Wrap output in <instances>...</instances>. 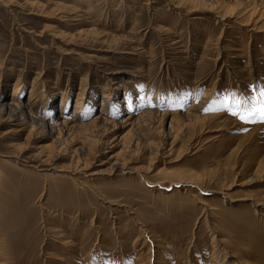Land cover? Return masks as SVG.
<instances>
[{
    "label": "rangeland",
    "instance_id": "374dc122",
    "mask_svg": "<svg viewBox=\"0 0 264 264\" xmlns=\"http://www.w3.org/2000/svg\"><path fill=\"white\" fill-rule=\"evenodd\" d=\"M249 16L220 20L186 0H0L5 102L15 87L25 102L35 89L39 109L54 94L44 110L67 94L71 111L53 116L62 121L95 90L97 113L78 117L86 133L102 90L115 102L132 88L153 103L187 97L142 141L93 132L83 170L43 152L49 138L22 150L28 132L0 123V264H264V14ZM113 156L130 160L123 171L106 170Z\"/></svg>",
    "mask_w": 264,
    "mask_h": 264
},
{
    "label": "bare ground",
    "instance_id": "6f19581e",
    "mask_svg": "<svg viewBox=\"0 0 264 264\" xmlns=\"http://www.w3.org/2000/svg\"><path fill=\"white\" fill-rule=\"evenodd\" d=\"M229 1L231 2H228L227 0H186V3L187 5L194 7V11H196L197 9L213 11L220 20H225V21H227L229 17H232L234 15L238 16V14H240L241 12H243V14L247 12L249 13L250 16L244 21L248 24L250 22L254 24L264 14V4L260 5L258 3L259 0H247L250 3V5H248L247 7L243 6V9L240 8V5L243 2L242 0H229ZM232 4H235L236 6L235 5L233 6ZM257 9H259V11H262L260 17H258L259 16L258 14H257L258 16L254 15L252 17L251 15L255 14L257 12ZM14 89L15 90L13 93L12 100L9 103L5 102V97H6L5 94L0 95V123L3 125L5 124L7 125V123L8 124L15 123L17 126L20 127V129L16 131L17 135H21L25 130L28 132V134L26 135L27 137L25 139L26 146L23 147L22 149L24 151L25 149L27 150V146L30 145L31 139H34L35 136H37V138L43 137L46 139L47 138L51 139V144L50 145L47 144L48 146L46 145L42 146L41 150L44 152L46 148H50L51 150L48 151L50 154H53L56 150H58L60 152V153L58 152L59 154L63 152L64 154L66 153V155L67 154L71 155L72 158L75 159L76 170L79 169V167H81L82 168L81 170H83V169H88L90 166H92V156L96 154L95 148H97V145L95 144V140L91 136L104 135L110 132H113V135H115L117 132L121 130L122 131L125 130V132L121 137V140L129 136L132 139L135 138L138 141H142V138H144L143 131L146 128H152V124L154 123L153 118H161L160 120L162 122L163 121L165 122L171 113L170 111H168V108L173 109L174 105L177 106L176 104H178V106L181 107L182 103L185 102V100L187 99L186 97V99H184L183 101V97H177L175 100L171 98L172 96L171 97L168 96V97H161L159 98L158 101L156 102L154 101L153 103L152 100L153 98L152 99L150 98L151 95L149 94L148 91L139 92L136 89L132 88V90L130 91L127 90L125 91L124 99L122 101L115 102V101H111L109 93H106L105 90H102L100 91L103 93V95L101 96L102 100L100 101L99 104L101 106L99 110L100 112L97 116H94V118H92L93 124L90 127L86 128V130L89 131V134H86L87 131L86 133H84V129L81 126L78 119L80 118L83 112L86 113V114L83 113L84 115H82L85 117H88L90 115H91L90 117H92L97 113L95 109L97 105L96 103L97 101L95 98V93H96L95 90H92L91 92L92 94L89 99L90 101H88L87 103H84L85 90L80 91L81 94L75 100V105L73 108L74 110L72 111V113H70V117L67 120L64 119L61 121L60 118L62 116L56 117L54 120H53V116L54 113L57 111H60L61 114H64V112L66 113L67 110L71 111L70 109L71 104L69 102L67 94L61 95L60 102L58 104H56V102H52L48 110L47 109L44 110V108L47 107V104L49 102V97L51 96V94L48 95V97H44V96H43L44 98L42 97L43 98L42 103L44 104V107L42 109H39L40 106L39 102L36 101L35 104L32 103V101L36 99V97L38 96L37 93H36L37 96L34 95L35 89L33 88H32L33 90L31 89L32 92L29 93L30 94L32 93V95L29 94L30 100L26 102L22 98L21 91L16 87ZM193 94L194 95L192 96V98L194 99L195 93ZM137 95L140 96L138 97ZM45 96H47V94ZM54 97L55 95L53 96V98ZM86 99H87V95H86ZM145 101L147 103H151L152 105L150 104L151 105L150 106L149 104L148 105H146V103L144 104ZM204 102L205 100L204 101L191 100L190 107L195 111H197V109L203 106ZM54 105H57V107L60 110H57V108ZM154 106L155 107L163 106L166 109L154 108ZM228 106H230V104ZM123 111H128L129 113L127 114V116H125L126 118L119 121L118 119H116V116ZM195 111L188 110L186 113L183 112L182 115L185 114L190 115L192 114V112ZM198 113L197 115H199ZM104 114L106 115L109 114L110 116H112V118L109 116H104ZM73 121L76 122L72 123ZM175 124L176 122L172 119L169 125L170 133L172 132V129L175 128L174 127ZM260 126H264V123L262 122ZM7 133H11V131ZM77 139H82L81 140L82 144L80 146H77L78 145ZM128 147L129 146L127 145L123 146L125 150ZM113 157H110L109 161H107L109 167L106 170L108 171H112V172L121 171V170L123 171L130 161V160L128 161V159L122 161L121 159L120 160L116 159L115 156ZM98 172L103 173V170ZM215 238L216 237L214 236L213 239Z\"/></svg>",
    "mask_w": 264,
    "mask_h": 264
},
{
    "label": "snow or ice",
    "instance_id": "6c2138e0",
    "mask_svg": "<svg viewBox=\"0 0 264 264\" xmlns=\"http://www.w3.org/2000/svg\"><path fill=\"white\" fill-rule=\"evenodd\" d=\"M261 95H264V91L261 92ZM237 109H239V104L237 105ZM257 111V109L253 108L250 110H246V114H242L239 110L233 111V115H239L241 120L248 119L253 113ZM261 119H264V103L261 104L260 108L258 109Z\"/></svg>",
    "mask_w": 264,
    "mask_h": 264
}]
</instances>
